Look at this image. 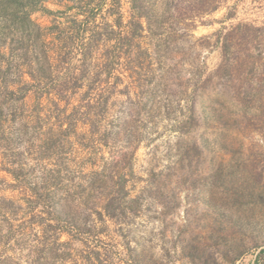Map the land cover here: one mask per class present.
Wrapping results in <instances>:
<instances>
[{"label":"rangeland","instance_id":"rangeland-1","mask_svg":"<svg viewBox=\"0 0 264 264\" xmlns=\"http://www.w3.org/2000/svg\"><path fill=\"white\" fill-rule=\"evenodd\" d=\"M45 6L33 18L63 38L57 52L95 34L93 58L59 61L78 74L45 80L71 87L62 99L29 93L10 159L28 187L74 198L78 221L36 227L16 208L13 226L0 221V264H264V0ZM1 152L0 196L24 204L35 191L13 187Z\"/></svg>","mask_w":264,"mask_h":264},{"label":"trees","instance_id":"trees-1","mask_svg":"<svg viewBox=\"0 0 264 264\" xmlns=\"http://www.w3.org/2000/svg\"><path fill=\"white\" fill-rule=\"evenodd\" d=\"M46 1L0 0V150L5 161L10 159L12 151L17 147L12 146L9 136L15 132L20 133L26 125L25 120L17 114L29 93L35 91L40 96L53 95L56 99H62L65 97L62 93H67L71 87L66 85H61L59 88L53 85L47 87L45 80L62 78L69 81L70 79H77L78 74L74 73L76 69L73 71V69L70 70V67H63L64 72L60 74L61 71L57 69L59 61L64 62L70 58L72 62L77 55L81 57L79 61L82 62L93 58L92 50L90 51L88 48L92 42H95V34L89 38L79 37L78 41L83 49L73 55L65 52L63 55L57 52V48H59L57 43L61 42L63 38L54 36V31H48L46 27L33 18L35 12L48 10L45 6ZM119 1L121 2V0ZM95 14L94 9L92 11L76 10L72 14V19L73 22L87 24L93 20ZM121 14L123 16V13ZM139 15L143 16L144 14ZM131 39L128 30L119 38L120 49L125 50V55H130ZM61 55H63L62 60H60ZM117 56L119 55L109 56L112 57V63H115ZM72 87L74 86L72 85ZM100 95L102 96V94ZM24 167V163L10 159L1 168L13 177L12 185L14 188L26 189L24 187H27L30 191L35 192L21 198L24 204H19L15 199L0 196V221L10 222L13 226V222L17 220L14 218V210L18 208L24 214L28 213L27 216L32 219H29L28 222L32 226L46 228L44 226L51 225L49 224L50 221L59 225L60 220L64 218L65 226L68 227L69 223L77 225L78 215L76 212L75 216L70 215L73 209L72 205L75 208L74 198L69 195L60 197L51 195L53 186L50 182L43 187H28L25 184ZM1 181L5 180L0 178ZM117 183L123 189L121 179ZM41 188H43V192H38ZM114 201L115 199H109L104 206L105 211L109 212L108 209L115 208ZM66 206H69L68 211H65L67 210Z\"/></svg>","mask_w":264,"mask_h":264}]
</instances>
